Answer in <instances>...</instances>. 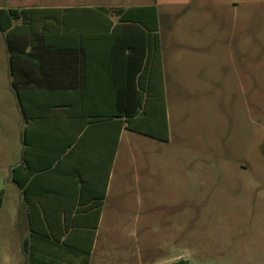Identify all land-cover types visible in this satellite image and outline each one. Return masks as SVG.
Returning a JSON list of instances; mask_svg holds the SVG:
<instances>
[{"label": "rangeland", "instance_id": "obj_1", "mask_svg": "<svg viewBox=\"0 0 264 264\" xmlns=\"http://www.w3.org/2000/svg\"><path fill=\"white\" fill-rule=\"evenodd\" d=\"M142 1L102 4L128 7ZM9 2L0 0V7L16 6ZM144 3L157 8L163 45L174 52L166 99L171 144L143 171L158 178L154 188L159 184L174 193L154 198L160 201V226L114 229L111 252L104 258L95 254L92 263L264 264V0ZM9 88L0 32L3 239L12 236L7 215L16 188L10 170L22 151L20 102ZM19 262L0 256V264Z\"/></svg>", "mask_w": 264, "mask_h": 264}, {"label": "crops", "instance_id": "obj_2", "mask_svg": "<svg viewBox=\"0 0 264 264\" xmlns=\"http://www.w3.org/2000/svg\"><path fill=\"white\" fill-rule=\"evenodd\" d=\"M96 1L9 2L16 5L12 9H36L14 24L20 37L27 41L25 46L14 48L23 49L30 56L14 60L15 77L8 70L10 88L18 93V110L23 117L22 151L19 162L10 170V182L16 188L7 215L12 236L0 238V256L6 253L19 260V264L21 261L31 264L30 211L34 212L35 226L45 230L54 228L58 236L61 229H72L67 239L72 247L86 249L94 232L89 255L64 248V238L60 235L58 242L42 237L35 239L37 258L63 260L67 264H85L86 260L93 264L95 254L104 258L111 252L109 245L116 233L114 229L160 226V201L154 198L174 193L173 189H160L159 184L154 188L158 178L143 171L146 164L158 162L167 151L170 133L169 140L162 141L128 129L126 107L121 101L127 95V64L120 59L122 52L128 53L120 43V37L125 34V28L121 29L124 25L118 24L117 18L100 13L62 12L75 8L128 9L153 4H145L143 0L135 6H106L102 4L104 0H99V6H91ZM74 4L81 6L73 7ZM34 5L37 7L33 8ZM158 17L167 99L174 50L163 45L159 13ZM13 81L17 90L13 88ZM154 86L152 83L151 115L158 114V80ZM154 95L156 102H153ZM136 125L138 129L149 130L148 123ZM130 134L140 139L130 138ZM22 163L27 170L23 189L12 179V170ZM3 207L0 199V211ZM101 229L106 230L99 245Z\"/></svg>", "mask_w": 264, "mask_h": 264}, {"label": "trees", "instance_id": "obj_3", "mask_svg": "<svg viewBox=\"0 0 264 264\" xmlns=\"http://www.w3.org/2000/svg\"><path fill=\"white\" fill-rule=\"evenodd\" d=\"M36 12V9H12L11 7L0 9V32L7 51L8 70L11 76L15 77L14 60L24 59L30 54H25L23 49H15V45L25 46L27 41L25 38L20 37L18 29L14 26L17 20H23L25 16ZM62 12H91L100 13L102 16L115 17L118 24H123L121 29L125 28V34L120 37L122 49L128 53L125 55L123 52L120 54V59L126 61V81H127V95L122 98V103L126 107V117L128 119V129L137 134H141L157 140H169V124L167 118V106L165 99V90L163 82V68H162V53L159 32V17L158 10L153 6L135 7V8H105V7H91V8H75L64 9ZM26 21V20H24ZM66 22V21H65ZM110 22V21H109ZM111 27V24L110 26ZM114 28H118L115 26ZM31 42V41H29ZM119 56V53L116 55ZM119 58V57H117ZM158 80L159 93H158V114L151 115L150 104L152 103V83ZM13 88L18 89L16 82L13 81ZM155 88V86L153 87ZM138 91V92H137ZM18 94V93H17ZM156 102V95L153 97ZM125 116V115H124ZM148 123L149 130H141L137 128L136 123ZM26 167L24 164L16 166L12 170V179L20 188H24L26 175ZM31 232H32V252L31 262L35 264H67V261L39 259L35 253V239L42 237L52 239L54 242L59 241L61 235L64 240L62 246L73 250H78L84 255H89L92 252L93 236L92 232L91 243L86 249L72 247L68 242L69 234L72 229L64 228L60 230V235H56V229L47 227L46 230L35 226L34 212L30 211ZM95 230V229H93ZM85 264L88 262L85 260ZM178 264H183L180 261Z\"/></svg>", "mask_w": 264, "mask_h": 264}]
</instances>
